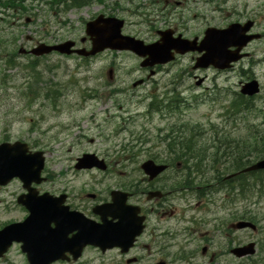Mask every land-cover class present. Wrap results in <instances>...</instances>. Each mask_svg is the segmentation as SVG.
I'll return each mask as SVG.
<instances>
[{"label":"rangeland","instance_id":"rangeland-1","mask_svg":"<svg viewBox=\"0 0 264 264\" xmlns=\"http://www.w3.org/2000/svg\"><path fill=\"white\" fill-rule=\"evenodd\" d=\"M164 2L165 0H103L101 3L94 1L92 5H88L86 8L68 10L66 13L52 11L44 4L28 2L30 13L35 16L33 23L27 27H22L21 24L12 25V18L6 19L3 17L4 22L0 21V41H8L7 35H11L17 38L15 42L17 49L18 45L29 48L35 43L55 44L67 40L75 41L78 44L79 39L84 35V24L100 14L123 20L125 22L122 31L124 35L135 37L147 43L157 39V30L171 29L183 38L191 39L197 36L200 39L201 36L199 35L205 28L225 27L234 21L242 22V11L239 10L237 3L223 6V12L217 14L212 13L211 10L204 8L201 4L197 5L193 0H189L183 8H179L181 11L178 8L172 10L176 16L164 17V14L158 13L162 6L161 3ZM138 3L142 8L147 6L145 11H141V16L150 14L149 20H154L152 24L148 25L143 21L141 22L139 17L134 16L133 11ZM234 7L237 9H234ZM236 11L238 17L233 16ZM178 12H181L179 17ZM8 22L10 23L9 26L7 25ZM262 26L264 28V24ZM25 36H30L32 42H26ZM255 45H258L252 47L255 49V59L260 63L251 69L250 75L259 83L261 92L259 97L254 98L252 102L254 108H261L262 98L264 97V42ZM9 52H11V48L8 51L1 43L0 58L5 57V54ZM193 58H195L193 54L178 57L174 63L162 68L150 82L132 89L131 84L139 79H145L146 74H143L139 68V59L129 53L107 51L89 60L88 63L78 58L64 60L57 56H51L42 63L45 68L54 67L52 74L47 72L49 79L67 83L69 81L71 85H75L69 91V94L65 95L67 96L66 100H70L68 102L78 104L79 98L86 93L97 98H104L102 101L107 104L106 107H99L100 105H95V103L88 105V107H99L100 110L90 111V109H85L87 105H84L85 107L83 106L80 111H76V105L71 109V106H63L62 103L59 105L58 112L60 114L58 117L48 105L25 107L27 104L20 97V89L24 81L22 68L11 71L5 70V74L9 79L7 80L6 89L0 86V97L1 94L3 95L0 98V134L5 130H11V133L16 135L15 138L24 137L27 130L37 127L46 129L50 126H66L73 121L78 122L85 118V121L82 122L85 128L96 127L92 131H87L89 132V138L96 137L98 144L95 146L86 144L76 147L72 143L74 135L67 137L65 135L67 131H62L59 128L57 130L54 128L49 138H52V136L62 138L63 149L60 151H65V156L69 160L62 164L53 165V173L59 176L58 182L61 184L57 188L70 186L80 189L84 187L85 191L91 193L95 191L94 187L97 188L96 184L101 175L96 171H74V163L70 159L79 156L80 151L84 149L99 150L113 161L120 158L123 154L122 149L125 147L127 151L124 155L131 156L140 164L149 157L148 153H145L146 149L150 153L156 151L152 147V145H156V142L160 147L157 150L161 148L164 150L163 145L165 143L159 144L158 139L164 133L166 121H160L156 114L153 117L147 116L146 118L144 116L149 99H146L143 105L136 104L141 99L148 98L151 94H160L161 98L165 96V93H168V96H171L172 93L180 94V97L188 103V108L183 110L182 121L199 126V129L206 134L208 139H211L210 136L217 129L223 127L227 130L230 129L231 125L228 122L226 113L224 114L225 108L229 104L232 94L239 92V83L245 82L242 73L248 71L250 67L242 63L230 72L216 73L210 69L200 70L196 75L201 78L205 77L206 81L202 87L196 88L190 78ZM17 61L20 66L26 63V59L21 56ZM5 66L3 62H0V74ZM109 69H112L113 72L111 81L108 80L107 76ZM192 97H199L201 100L192 103ZM114 101L118 104L115 106H122L125 110L112 109ZM105 108H109V111ZM90 113L95 115L94 120H92L93 117ZM40 116H42V121ZM107 116H109V119H106ZM71 117L73 119H70ZM130 117L132 119L130 124L122 123L123 119L127 120ZM180 118L179 122H181ZM242 118L245 119L242 122H237L238 128H241L240 133L245 131L244 128L263 131L262 119L264 117L257 115L256 111L243 113ZM98 125L101 126L100 129H97ZM158 129H161V131H158ZM101 132L105 133L107 142H103L102 138L97 137ZM114 132H119V134L114 136ZM72 133L75 134L74 131ZM145 137L150 142L145 145L136 142V139ZM60 146L59 143L54 144V147ZM126 166L122 171L128 172L130 176L138 175L137 173H129L134 166ZM222 196L221 194L216 197L218 201H216L215 207L223 206L224 202L220 200ZM4 197L5 201L0 203V227L9 222L22 221L25 216L21 211L10 210L14 206L15 198ZM248 202L249 211L256 214L260 223L264 225V197L263 201L255 206L252 205L256 202L255 198ZM74 203L77 204L76 201ZM16 252L15 247L4 260L0 261V264H25L24 258ZM108 257L103 260H107ZM255 258L257 260L264 259V247L260 246L258 248ZM101 260L95 254L85 255L79 264H102L100 263Z\"/></svg>","mask_w":264,"mask_h":264},{"label":"flooded vegetation","instance_id":"flooded-vegetation-1","mask_svg":"<svg viewBox=\"0 0 264 264\" xmlns=\"http://www.w3.org/2000/svg\"><path fill=\"white\" fill-rule=\"evenodd\" d=\"M241 2L243 21L254 23V29L261 34L263 40L264 33L260 25L264 23V0ZM235 156L231 154L229 161ZM249 160L245 158L240 164L247 167L251 163H248ZM176 167L182 171L180 163ZM242 170H228L226 178L229 183L225 184L227 192L222 208L206 207L216 203L214 193L207 192L208 189L197 195L199 198L195 208H166L168 202L158 200L146 203L144 210L149 222L146 240L144 243L136 242L130 250L133 264H140L145 260L160 264H248L249 258L241 255L242 249L251 242L256 248L263 242L264 226L257 224L255 231L237 228L239 223L248 221L247 199L251 193L246 190L248 176L242 175ZM250 175L252 180L258 181L262 173ZM111 190L112 188H105L97 194L92 207L109 203ZM135 201L134 196L129 199L130 203L135 204ZM96 219L100 220L99 217ZM170 221L172 223H168ZM139 253H144L145 258L133 257Z\"/></svg>","mask_w":264,"mask_h":264},{"label":"water","instance_id":"water-1","mask_svg":"<svg viewBox=\"0 0 264 264\" xmlns=\"http://www.w3.org/2000/svg\"><path fill=\"white\" fill-rule=\"evenodd\" d=\"M92 34L95 35L96 37V41L93 43V50L90 54H83L82 52H79L78 54H83L85 56L88 55H94L102 50H104L105 48H111V49H115V50H131L135 53H137L140 56H145L148 55L151 63L155 64H165L169 61H171L173 59L172 55H170V51L171 49H180V47L178 45L174 46L172 44H169L168 42H166L165 44L161 45V46H152V47H148V48H144L142 47V45L140 43H138V47H136V43L133 40L130 39H126V38H118V41L120 42V45L118 44H114L112 42V40L116 39L118 37V28L115 27V25H113L112 23L108 24V26H103L101 28H96L95 31L92 30ZM210 34L208 35L207 39L205 42L208 41V39L210 38ZM214 39V46L211 50H214V54L216 55H221L220 57H222V59L226 58V54L223 53L221 54V47L220 44L222 43V41H224V38L221 36H213ZM72 45L66 44L62 47L59 48H54L55 50H58L62 53H68L69 48ZM207 51V50H206ZM239 59V57L237 58H231V59H225L228 63L232 62V61H237ZM247 94V95H254L258 93V88L256 86L255 83H252L250 85L246 86V90L243 91V94ZM144 168L146 169L147 173H152L153 175L157 174L161 169H155L151 164H147L144 166ZM264 168V161L260 162L259 164H257L256 166H254L252 169H262ZM39 218L38 214H35L31 220L29 221V223L23 228L22 232H18L15 231L12 234L6 236L4 239H0V243L1 240H6L8 242H5L7 244H3V248L6 247V245H8L10 243V241L15 240V241H19L22 239V235L23 234H34L37 236L35 239H31L27 240V247H32L33 246V241L35 242V244H40L41 247H50L52 244V239L50 238L49 234H50V229L49 227H47L48 225V221H46V223H42V226H46L47 228L42 229V230H33L34 224L37 222ZM61 229H63L62 227L58 228V231H60ZM140 230L137 229V231L133 232L131 238L129 241H132V239L134 238V236H136L139 233ZM128 232V226L121 224L119 226V228L116 230V235L119 234V236L122 238L123 235ZM38 237H42L43 238V242L41 243L40 239ZM59 242H57V244H59ZM38 258V257H37Z\"/></svg>","mask_w":264,"mask_h":264},{"label":"trees","instance_id":"trees-1","mask_svg":"<svg viewBox=\"0 0 264 264\" xmlns=\"http://www.w3.org/2000/svg\"><path fill=\"white\" fill-rule=\"evenodd\" d=\"M190 144H191V141H190ZM186 153H192V150H189V151L188 150H185L184 154H186ZM263 154H264V150H263Z\"/></svg>","mask_w":264,"mask_h":264},{"label":"bare ground","instance_id":"bare-ground-1","mask_svg":"<svg viewBox=\"0 0 264 264\" xmlns=\"http://www.w3.org/2000/svg\"><path fill=\"white\" fill-rule=\"evenodd\" d=\"M202 161H204V160H202ZM216 164V161H211L210 162V166H214Z\"/></svg>","mask_w":264,"mask_h":264}]
</instances>
